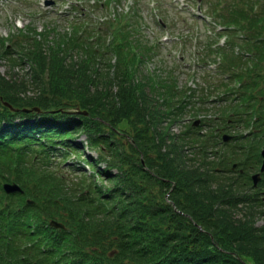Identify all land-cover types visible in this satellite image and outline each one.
<instances>
[{
    "label": "trees",
    "instance_id": "trees-1",
    "mask_svg": "<svg viewBox=\"0 0 264 264\" xmlns=\"http://www.w3.org/2000/svg\"><path fill=\"white\" fill-rule=\"evenodd\" d=\"M207 4L206 14L227 27L232 46L220 66L230 78L213 93L231 104L233 78L248 75L242 90L263 95L264 0ZM59 37L61 44L23 34L11 47L0 39L3 56L12 55V64L30 61L33 70L24 83L0 76V231L12 235L4 242L5 262L248 264L251 257L259 264L264 175L253 187L252 174L264 148L260 100L239 91L233 104L218 107L227 122L217 132L230 133L235 124L249 129L246 136L203 139L192 124L174 135L168 125L207 111L194 98L204 104L208 93L180 87L170 72L150 71L155 46L137 23L120 16L96 24L84 12L72 34ZM236 43L244 54L233 53ZM217 53L222 49L207 56ZM27 86L35 88L32 96ZM73 153L78 161L66 163ZM5 181L23 192L5 194ZM52 220L65 227L50 226Z\"/></svg>",
    "mask_w": 264,
    "mask_h": 264
},
{
    "label": "rangeland",
    "instance_id": "rangeland-1",
    "mask_svg": "<svg viewBox=\"0 0 264 264\" xmlns=\"http://www.w3.org/2000/svg\"><path fill=\"white\" fill-rule=\"evenodd\" d=\"M96 1L97 0H56L57 5H52L48 0H0V37H5L11 44L10 39L16 38L15 35L22 37V35H20L21 29L27 37L32 38L35 36L36 39L42 40L41 34H44V36L49 35V43L61 44L62 41L58 33L67 34L71 31V27L68 25L71 18L64 21V16L61 14L58 15L55 9L63 7L61 9L63 10L68 3L75 5H86L89 3L88 6L92 7L96 5ZM138 1L139 14L143 18L142 24L139 27V33L149 39L151 45L158 44L153 50L156 57L148 63L150 71L157 72L162 70L163 74H166V70L170 69V76H176L180 87L185 84V86L190 89H197V95H200L198 94L199 92L209 91V89H212L213 85L217 86L219 84L217 81L222 79L221 75L215 72V68L211 66L212 64L210 65L212 62L210 57H208L210 59V66L201 62V58L206 53V45L210 39H212V47L218 45V43H215L213 46V43L216 42L218 33L212 35V38H210L209 31L212 30L214 33L215 31L213 29L215 27L221 29V25L217 23L218 26H216V24L212 22V18H209L210 16L205 13L208 6L207 1L218 3V1L220 2L221 0H207L206 2L202 0L204 4H201V2L197 0ZM198 2L200 3L198 4V6L200 5L199 7L196 5ZM134 3L135 0H122V3L120 2L114 5V7L111 6L110 12H112V15H115V13L120 15H122L121 13H132L131 5ZM86 8L88 9V7ZM82 9L85 11L84 7H82ZM108 17L110 16L107 11L95 10L93 14L94 19L101 20ZM28 39L29 38H27L26 41ZM225 44H227V42ZM196 49L197 51H195ZM4 50L6 51L5 48L1 49L0 46V76L24 83L22 80L23 76H26L27 72L30 73L33 71L31 62L27 61L28 63L21 62L20 64H12V56L2 55ZM155 65L160 67L159 70L153 69ZM242 78L246 79V77ZM244 81L245 80H236L234 85L238 86ZM26 84L27 83H25V85ZM197 86L199 87L196 88ZM27 88L28 94L26 95L32 96V92L35 91V88L32 86H27L26 89ZM200 105L207 107L208 111L201 112L199 116L186 114L182 122L179 121L178 123L168 125L170 126L168 129L170 133L180 135L181 131H187V128L194 119L203 116L214 117V115L221 114L216 107L217 105L210 103ZM200 125L202 126V129L199 130L200 133H197L198 130L194 133L205 138L208 135H212L210 134L211 129L203 126V122L198 126ZM121 126L126 128L125 123H122ZM256 220V225L263 228L264 216L258 215ZM246 259L248 264H258L256 260L251 257H247ZM263 262L264 258H260L259 264Z\"/></svg>",
    "mask_w": 264,
    "mask_h": 264
},
{
    "label": "water",
    "instance_id": "water-1",
    "mask_svg": "<svg viewBox=\"0 0 264 264\" xmlns=\"http://www.w3.org/2000/svg\"><path fill=\"white\" fill-rule=\"evenodd\" d=\"M36 110H39V109L37 108ZM83 113H86V112H83ZM263 155H264V151H263ZM262 169L264 170V164H263V168ZM5 190L8 193H11V192H15V191H20V187L17 184H5ZM51 225H53L55 227H64L63 224L58 223L56 221H52Z\"/></svg>",
    "mask_w": 264,
    "mask_h": 264
},
{
    "label": "flooded vegetation",
    "instance_id": "flooded-vegetation-1",
    "mask_svg": "<svg viewBox=\"0 0 264 264\" xmlns=\"http://www.w3.org/2000/svg\"><path fill=\"white\" fill-rule=\"evenodd\" d=\"M261 153H262V150H261ZM261 156H262V155H261ZM261 164H262V163H261ZM260 168H261V166H260ZM260 168H259V170H258V169H256V172H259V171H260ZM260 175H261V180H262V179H263L264 172H263V173L261 172V173H260ZM261 180H260V181H261ZM262 199L264 200V198L262 197V198H260V201H262V202H263V200H262Z\"/></svg>",
    "mask_w": 264,
    "mask_h": 264
}]
</instances>
